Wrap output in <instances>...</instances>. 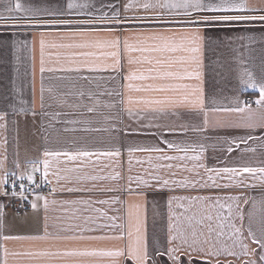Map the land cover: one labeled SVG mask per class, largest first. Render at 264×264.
I'll return each instance as SVG.
<instances>
[{
	"label": "crops",
	"instance_id": "crops-1",
	"mask_svg": "<svg viewBox=\"0 0 264 264\" xmlns=\"http://www.w3.org/2000/svg\"><path fill=\"white\" fill-rule=\"evenodd\" d=\"M14 0H0V15H7L5 9ZM25 6H40L48 12H66L68 0H20ZM77 4H86L87 7L74 9L79 15H54L45 16L46 19H69V20H89L99 16L102 12L111 15L116 8L109 9L104 5L114 4L120 10L121 19L124 16L134 17L146 15L142 9L135 7L125 12L123 5L127 0H74ZM144 2V0H140ZM251 5L257 8L264 7V0H249ZM161 11H170L163 9ZM171 11H182L173 9ZM91 13V15H88ZM216 14H244L261 15V12L250 13H199L198 15ZM19 15V13H17ZM195 16H165V20H186L195 19ZM114 26V25H112ZM75 25L68 26H47V27H7L0 28V111L7 113L6 119L0 121L4 127H0V163L8 171L17 170L15 163H19L20 169L30 168L28 161L43 159V152H76L78 150L87 151H111L119 150V157H83L69 160L65 156L52 158L55 167L51 172L60 170V175H67L69 179L56 181L50 174L47 183L51 188H56L44 196L48 199L47 210L44 201H37V208H32L35 196L29 199L30 209L27 212H18L12 209L11 200L0 195V205L4 203L3 209V233L13 236H39L43 235L45 216L48 217V224L51 225L55 218H59L63 225H79L91 231H85L86 236H105L118 235L119 225H125V232L128 228L127 211L128 206L134 203L141 205V217L146 241L150 248L157 243L163 247L167 246V225H168V200L172 197H221V203H229L227 196H235L243 193L247 197L259 199L262 193L260 188H238L233 181L227 179L228 174L223 178L216 176L215 173H207L203 168L195 171H188L195 164H204L208 168L239 167V166H264V141L259 139L249 140L247 144H240L239 148L231 145L234 150L229 153L226 149L230 146L229 140L241 136H261L264 129H243V128H215L211 125L205 131H193L194 128H202V113L189 112L187 109H180L179 115L157 116L145 114L128 116L126 113L121 115L116 127L118 131L104 130L107 125L103 123L100 113L106 109L100 107L97 112L88 113L85 108H70L58 104L53 96L69 91L70 85L75 84L76 89L83 88L85 91L91 90L97 94L104 93L105 90L119 89L125 81L121 78L129 67L147 68L149 65H131L126 62L121 76H116L110 70L98 72L64 73L48 72L43 73L41 78L40 69V48L39 40L43 34L46 42L67 43L70 39V32L75 29ZM183 26L179 24H148V23H128L119 26V35L123 41L128 37L130 42L135 41L138 35H148L153 31L163 32L171 35L180 32ZM172 29V32L166 31ZM202 42L201 52L197 55L201 60L200 80L189 79L183 82L197 85L203 91L205 103L208 107L227 106L234 107V101L238 98L244 101V96H251L254 100L259 98L258 90L249 89L241 83V73L243 70L251 72L253 78L259 83L264 81V22L260 21H241V22H215L206 28L201 29ZM95 37H109L112 33L100 31L92 33ZM244 37V39H241ZM249 37L255 42H249ZM71 51L67 49L45 48V68L58 67L56 64L57 52ZM52 53V56L48 54ZM137 56L139 53H132ZM243 61V63H241ZM110 62V61H109ZM80 76H88L91 83L78 79ZM116 76L113 80L111 77ZM68 77V79H60ZM134 83H153V81H136ZM43 87V106L41 105V89ZM52 89L50 93L48 90ZM133 96H151L157 93H137L132 92ZM102 101L110 98L106 94L100 95ZM25 103L21 105L19 101ZM15 102L17 110L24 107V113H13L10 105ZM75 97H69L68 103H77ZM83 103H89L87 97ZM242 106V105H241ZM120 108L123 105L119 106ZM257 109V105L251 107ZM33 112L35 115H33ZM59 113V115H57ZM240 114L237 113H209L210 121H237ZM71 121H76L72 123ZM150 125H160L153 127ZM87 129V130H85ZM99 129V130H98ZM155 133V135L153 134ZM161 136L164 140H170L180 147L189 145L205 146L203 152L189 151L176 152L168 150L166 145L160 142ZM165 148L168 155L183 156V160L160 161L156 159L157 153L144 151L129 152L130 148H148L152 146ZM254 148V152H242V149ZM199 155V160L188 159ZM151 157V159H149ZM173 165L181 164L184 167L173 168L161 171L160 174L169 180L176 181L168 186L160 187L156 181L150 179L148 173L156 172L153 168L155 164ZM40 174L43 173V164L40 163ZM65 169L70 171H64ZM17 170V171H19ZM120 173L119 179L113 180L109 177L115 173ZM171 173H175L172 175ZM197 173H199L197 175ZM99 176L104 179L80 180L78 176ZM133 180L129 182L128 177ZM149 180L152 187L141 186L140 195L129 194L127 189L129 184L132 189H137L136 177ZM213 176V180L208 177ZM248 183H258L249 174H244ZM187 179L190 182L204 183L209 187L201 188L196 184L189 183L183 187L179 182ZM229 184L227 188L213 187V183ZM113 188L116 191H101L100 189ZM68 189H91V191H68ZM56 201L55 204L52 201ZM67 201H88L89 203H65ZM108 201V203H99ZM121 201L123 203H121ZM211 202V201H209ZM243 203V201H241ZM189 204L188 199L173 200L172 208L176 212L184 209L179 207ZM251 207V202L244 205L245 213ZM227 215V209L223 210ZM117 217L111 220L110 217ZM85 217H91L86 220ZM123 217V220L120 219ZM239 221L237 224L239 225ZM245 235H247L248 218L245 216L243 221ZM116 225V227H112ZM259 225L253 223L252 230L257 236ZM49 231H52L51 227ZM72 235L71 232L64 233ZM226 243H231L226 237ZM251 247L259 248L252 241H246ZM9 251L8 264H42L48 258L33 259L28 256H12L11 253H26L38 251H64L71 248H97L114 249L120 247L126 241L119 240H9L0 241ZM4 258L3 251L0 250V259ZM110 257H62L54 261V264H110ZM164 264H171L167 257L160 258ZM183 264H188L187 255H182ZM221 261L230 260L233 264H239V260L231 256L219 257ZM243 259V257H241ZM130 264V262H129ZM192 264H207V260L202 259L199 254H193Z\"/></svg>",
	"mask_w": 264,
	"mask_h": 264
},
{
	"label": "snow or ice",
	"instance_id": "snow-or-ice-1",
	"mask_svg": "<svg viewBox=\"0 0 264 264\" xmlns=\"http://www.w3.org/2000/svg\"><path fill=\"white\" fill-rule=\"evenodd\" d=\"M86 4H77L74 0H68L66 12L53 13L48 12L40 6L25 7L20 0L10 2L5 9L7 15H0V28L7 27H47V26H71L75 25V29L70 32V39L67 43L46 42L43 34L39 40L40 48V73L43 79V73L48 72H64L77 73L82 72H98L110 70L116 73V76H121L125 62L131 65L147 64V68H132L121 76L125 83L119 86V89L105 90L104 93L97 94L91 90L85 91L83 88L75 89V84H71L69 91L53 96V99L60 105H64L73 109L85 108L88 113L97 112L100 107L106 109V112L100 113L103 123L107 125L104 130L118 131L116 125L120 121L121 115L126 113L128 116H137L145 114H154L157 116H165L168 114L179 115L180 109H187L189 112L202 113L203 120L202 128H194L193 131H205L211 125L215 128H243V129H264V81L257 82L251 72L246 69L241 73V83L249 89L258 90L259 98L255 100L257 109H252L247 101H240L238 98L234 101L236 106H212L208 107L205 103L203 91L197 85L185 83L183 81L189 79L200 80L201 77V60L197 55L201 52L203 37L201 29L208 27L215 22H241V21H260L264 22V14L261 15H244V14H216V15H198L199 13H264V7L257 8L249 3V0H127L123 8L125 12L135 7L145 11L146 15L128 17L124 16L121 19L119 8L114 4L104 5L109 9L116 8L109 15L107 12H102L99 16H95L89 20H69V19H46L45 16L54 15H79L74 12V9L87 7ZM169 9L170 11H161ZM173 9H182V11H171ZM19 13V15H17ZM88 15H91L89 13ZM165 16H184L195 19L186 20H165L161 17ZM128 23H148V24H179L183 26L179 34L173 33L165 35L163 32L153 31L148 35H138L135 41L130 42L128 37H124L123 41L119 35V26ZM114 25V26H112ZM108 32L113 35L109 37H95L92 33ZM172 32V29H166ZM244 39V37H241ZM249 42H255L249 37ZM67 49L71 51L57 52L56 64L58 67L45 68V48ZM132 53H139L134 56ZM52 56V53L48 54ZM110 61V62H109ZM243 63V61H241ZM116 76L111 77L115 80ZM78 79L88 81V76L78 75ZM60 79H68V77H60ZM136 81L153 83H134ZM43 87L41 89V105L43 106ZM50 93L52 89L48 90ZM132 92L157 93L158 95L151 96H133ZM107 95L110 98L108 101H102L100 95ZM69 97H75L77 103H68ZM87 97L89 103H83ZM21 105L25 102L19 101ZM123 105L122 108L119 106ZM242 105V106H241ZM12 112L24 113L27 110L21 107L17 110L16 103L10 105ZM237 113L240 118L237 121H210L209 113ZM33 115L35 113L33 112ZM59 115V113H57ZM7 113L0 111V121L6 119ZM76 123V121H71ZM160 127V125H150ZM0 127H4L0 124ZM87 130V129H85ZM99 130V129H98ZM155 135V133H153ZM259 139L264 141V135L257 136H241L229 140L227 152L231 153L235 145L239 148L240 144H247L249 140ZM160 142L166 145L168 150L176 152L199 151L203 152L205 146L189 145L180 147L173 141L164 140L161 136ZM128 151H144L157 153V160L160 161H175L183 160V156L168 155L165 148L158 145L148 148H130ZM254 148L242 149V152H254ZM120 151H87L78 150L76 152H43L42 161L37 158L34 161H28L30 168L19 170V163H15L17 170L8 171L0 163V195L13 197L19 196L21 200L26 199L24 193L30 189L25 186L24 181L29 184L34 182L35 174L40 172V163L43 164V173L41 175V184L51 183L49 175L51 174L56 181L67 180V175L61 176L60 170L50 173V169L55 167L52 158L65 156L69 160H75L83 157H119ZM151 159V157H149ZM188 159L199 160L200 156L195 155ZM264 164V162H262ZM184 167L181 164L173 165L171 163H161L153 165L157 169L156 172H150V179L156 181L160 187L168 186L172 183H177L164 178L160 172L173 168ZM203 168L207 173H215L216 176L223 178L224 174L227 179L233 181L238 188H260L262 190L259 199L255 197H247L243 193L235 196H227L226 200L229 203H221V197L214 198L207 196L194 197H172L168 200V225H167V246L163 247L158 243L152 248L149 247L146 241L145 231L143 229V220L141 217V205L134 203L128 206L127 218L128 228L125 232V225H119L118 235L105 236H86L85 229L79 225H63L59 218H55L51 225L48 224V217L45 216V225L43 235L39 236H13L3 233V205H0V241L9 240H119L126 241L120 247L114 249H97V248H71L64 251L48 252L38 251L35 253H11L12 256H28L33 259L48 258L42 264H54V261L62 257H110V264H164L160 258L167 257L171 264H183L182 255H187L188 264H192L193 254H199L202 259L207 260V264H233L230 260L221 261V256H231L239 260V264H264V166H239V167H221L208 168L204 164H195L188 171H195ZM64 171H70L65 169ZM175 175V173H171ZM199 173H197L198 175ZM244 174H249L254 181L258 183H248L244 178ZM110 179L116 180L121 178L120 173H115ZM80 180H97L104 179L99 176H78ZM213 180V176L208 177ZM129 182L133 180L128 177ZM137 189H132L130 184L126 191L129 194L140 195L139 189L141 186L152 187L149 180L141 177H136ZM11 181V192L8 186ZM17 183H19V192L16 191ZM190 182L187 179L180 181L179 186L183 187ZM196 186L201 188L209 187L204 183H198ZM213 187L227 188L229 184L213 183ZM40 187V185H37ZM57 189L53 188L55 192ZM91 191V189H68V191ZM101 191H116L117 189L107 188L100 189ZM188 199L187 207L180 204L179 207L184 209L182 212H176L172 208L173 200ZM43 200L44 207L48 208V199L44 196L37 195L32 202V208H37V201ZM211 201V202H209ZM243 201V203H241ZM251 202V207L245 213L244 205ZM53 204L56 201H52ZM65 203H89L88 201H67ZM99 203H108V201H99ZM121 203H123L121 201ZM227 209V215L223 213ZM247 216L249 224L247 235H245V226L243 221ZM86 220L91 217H85ZM111 220H116L117 217H110ZM123 220V217H120ZM239 221V225L237 224ZM253 223L259 225V236L252 230ZM51 227L52 231H49ZM116 227V225H112ZM71 232L72 235L64 233ZM227 238L231 243H226L224 238ZM252 241L259 248H253L246 241ZM0 250L3 251L4 258L0 259V264H8V249L0 243ZM243 257V259H241ZM68 264V262H65Z\"/></svg>",
	"mask_w": 264,
	"mask_h": 264
},
{
	"label": "built area",
	"instance_id": "built-area-1",
	"mask_svg": "<svg viewBox=\"0 0 264 264\" xmlns=\"http://www.w3.org/2000/svg\"><path fill=\"white\" fill-rule=\"evenodd\" d=\"M244 101H247L251 107H253L255 105L254 100L251 96H244ZM24 183H25V186L30 189L29 191H26L24 193V196L26 197V199L21 200L19 198V196L13 197L11 195H8V196L2 195L3 197H7L11 200L12 209H14L18 212L29 211V209H30L29 199L32 196L47 195V194H50L52 192L51 188L48 186L47 183L41 184V174L40 173L35 174V178H34L33 183L29 184L27 182V180H25ZM37 185H40V187H37ZM7 190L9 192H11V181L9 182V186H8ZM16 191L19 192V183H17ZM1 205L4 206L3 209H6V205L4 203H1Z\"/></svg>",
	"mask_w": 264,
	"mask_h": 264
}]
</instances>
